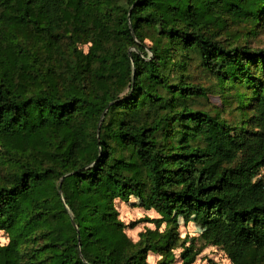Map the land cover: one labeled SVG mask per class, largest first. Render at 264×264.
<instances>
[{"label": "trees", "instance_id": "obj_1", "mask_svg": "<svg viewBox=\"0 0 264 264\" xmlns=\"http://www.w3.org/2000/svg\"><path fill=\"white\" fill-rule=\"evenodd\" d=\"M263 38L264 0H0V264H194L192 218L264 264Z\"/></svg>", "mask_w": 264, "mask_h": 264}, {"label": "rangeland", "instance_id": "obj_2", "mask_svg": "<svg viewBox=\"0 0 264 264\" xmlns=\"http://www.w3.org/2000/svg\"><path fill=\"white\" fill-rule=\"evenodd\" d=\"M255 45H257V42ZM258 45L264 48V38L263 42L259 43ZM88 47V45H85V50H87ZM189 74L192 76L191 78L195 82H201L207 86H209L212 82L209 76L206 75L205 71L199 67L197 62H193V64L190 65ZM203 105L206 109H210L213 112H220L222 116L228 118L231 121L235 122L238 120L236 117L235 104L231 103V105H229L221 97L219 92L210 94L208 99L203 100ZM260 176L264 178V169ZM117 205L120 211L121 219H123L127 224L131 223L132 221L142 219L146 216L151 218H156L159 216L154 210H144L136 203V201L133 200L127 203L118 201ZM166 226H168V223L163 224L162 229H164ZM148 227L155 228V224L142 221L134 228H128L127 232L131 238L137 241L139 239V233ZM178 229L181 234V238L187 239V246L194 242L195 249H202L201 254L198 256L194 264H233L231 257L226 251L215 246L206 245V242L202 237L205 234L206 229L203 228L202 221L198 218H192L188 222L180 219ZM8 241V235L1 231L0 244H6ZM181 250V248H178L176 250L177 254H179ZM159 258V255L150 253L148 256V262L149 264H155ZM175 264H180V262Z\"/></svg>", "mask_w": 264, "mask_h": 264}, {"label": "water", "instance_id": "obj_3", "mask_svg": "<svg viewBox=\"0 0 264 264\" xmlns=\"http://www.w3.org/2000/svg\"><path fill=\"white\" fill-rule=\"evenodd\" d=\"M75 224V223H74Z\"/></svg>", "mask_w": 264, "mask_h": 264}]
</instances>
